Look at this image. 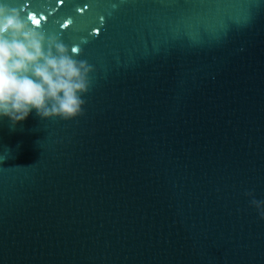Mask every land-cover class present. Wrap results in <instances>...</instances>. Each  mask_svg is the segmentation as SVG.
<instances>
[{"label":"water","instance_id":"obj_1","mask_svg":"<svg viewBox=\"0 0 264 264\" xmlns=\"http://www.w3.org/2000/svg\"><path fill=\"white\" fill-rule=\"evenodd\" d=\"M91 2L24 10L93 70L76 117L0 118V264H264V8Z\"/></svg>","mask_w":264,"mask_h":264},{"label":"clouds","instance_id":"obj_2","mask_svg":"<svg viewBox=\"0 0 264 264\" xmlns=\"http://www.w3.org/2000/svg\"><path fill=\"white\" fill-rule=\"evenodd\" d=\"M27 3L12 6L0 0V118L16 124L33 110L44 119L74 118L82 113L81 97L93 70L86 60L76 58L83 41L69 45L56 32L41 30L25 15ZM245 195L252 197L250 205L264 220V200L251 191Z\"/></svg>","mask_w":264,"mask_h":264},{"label":"snow or ice","instance_id":"obj_3","mask_svg":"<svg viewBox=\"0 0 264 264\" xmlns=\"http://www.w3.org/2000/svg\"><path fill=\"white\" fill-rule=\"evenodd\" d=\"M64 4V0H56V5L57 7H60ZM95 4L98 7H104V4L101 2V0H92L91 2V7L92 5ZM89 5H85L83 8H79V12L82 14L85 10H87ZM109 7H116L115 5H110ZM256 10L258 8H264V3H261V0H255V3L252 5ZM25 8H28V4L25 5ZM31 14V15H29ZM52 15V12H49L47 14H43L41 16L39 13L35 11L29 10L27 13V16H29V19H34L37 22V26H41L42 22H47L48 16ZM39 16V19L37 18ZM71 23L69 20L67 23L63 22V28L68 27V25ZM94 24L96 26L92 27L90 29V36L99 38L106 30H107V22H106V17L104 14H98L96 16ZM61 26V25H60ZM81 52V49L77 50V55Z\"/></svg>","mask_w":264,"mask_h":264}]
</instances>
